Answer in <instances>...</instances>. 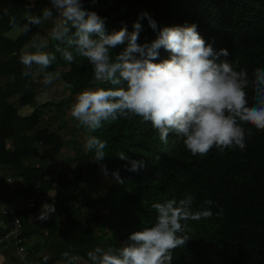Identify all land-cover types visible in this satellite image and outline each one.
<instances>
[{
    "label": "trees",
    "instance_id": "1",
    "mask_svg": "<svg viewBox=\"0 0 264 264\" xmlns=\"http://www.w3.org/2000/svg\"><path fill=\"white\" fill-rule=\"evenodd\" d=\"M28 3L29 0H0V78L14 76L13 82L0 85V121L15 125L19 129L15 131L17 134L32 130L31 135H17V143L23 145L15 148L13 154H18L17 159L39 156V148L33 146L35 143L43 148L44 157L59 153L63 141L57 130L35 129V125L40 121L42 108L49 105L61 108L68 103L67 99L58 103L45 102L31 116L22 118L17 114L15 103L6 102L17 92L22 93L21 103H32L35 98L33 85L28 83L30 76L24 75L19 54L30 44L33 35L39 34L41 25L31 26V32L21 34L15 40L4 36L13 29L11 17L16 18L19 27L26 22L24 15ZM82 3L84 8L105 20L109 33L124 25L131 32L138 15L147 12L158 28L197 25L206 44L217 51L227 49V59L238 62L249 74L257 67L264 68V0H82ZM48 6V0H34L32 14L39 15L40 10ZM5 9L8 15L4 14ZM141 23L143 30L138 43L151 42L157 32L149 27L147 19ZM58 43L49 37L47 52L55 53L57 59L45 71L66 68L63 82L64 85L65 82L73 85L68 88L71 95L93 87V71L87 59L69 48L75 59L72 63L65 61L61 53L55 52ZM125 46L113 49V55ZM168 55L163 48L159 50V60ZM249 99L251 101V92ZM7 113H12V117H7ZM245 128L246 131L251 128L252 134L247 136L244 150L232 147L221 151L213 147L205 156H193L174 134L169 135L167 144L163 143L151 122H144L140 117L107 122L94 133L83 128L86 135H96L107 142L105 159L97 163L92 161V153H85L78 159L71 176L59 170L50 179L45 178L44 167L23 169L27 180L38 186L42 194L54 190L55 200L52 202L56 208L55 214L47 221L36 219L35 207L20 212L24 236L28 238L36 231L35 227L47 228L45 248L51 256L47 261L45 257L41 258V264H64V252L78 255V264H91L88 251L97 246L119 247L117 238L113 237L111 244L106 243L101 235L95 234L94 228L85 225L92 220L96 222L98 215L82 210L81 196L86 190L76 192L75 185L82 181L89 165L94 162L89 169L92 179L102 174L101 163L107 166L109 174L119 169L123 183L112 187L111 198L105 204L110 209L109 222L128 219L123 228L127 235L155 222L153 203L179 200L191 194L195 197L193 211H196L205 200L214 202L211 218L186 222L191 239L173 251L172 264H264V130H256L251 125H245ZM121 152L129 161H143L144 167L136 172L127 171L125 166L131 165L118 158ZM0 156L3 163L5 156L1 144ZM39 198L37 203L41 202ZM221 208L222 214H217ZM103 226H100L101 230ZM6 233L1 232L0 238ZM11 264H19L18 258H12Z\"/></svg>",
    "mask_w": 264,
    "mask_h": 264
},
{
    "label": "clouds",
    "instance_id": "2",
    "mask_svg": "<svg viewBox=\"0 0 264 264\" xmlns=\"http://www.w3.org/2000/svg\"><path fill=\"white\" fill-rule=\"evenodd\" d=\"M48 3L39 15H33L34 0H29L26 22L19 31L28 34L31 26L53 19L55 13L49 33L52 40L59 42L55 52L69 63L75 59L69 48L87 59L94 86L75 95L70 114L89 133L107 122L135 116L151 122L163 143L167 144L169 135L174 134L193 156H205L213 147L221 151L232 147L244 150L246 138L252 134L245 125L264 130V68L257 67L249 74L238 62L227 59V49L217 51L206 44L197 25L158 28L157 22L143 12L133 22L131 32L124 25L109 33L105 20L84 8L82 0ZM4 14H9L7 9ZM144 19L157 36L151 42L138 43ZM10 25L13 29L18 27L14 16ZM121 45L126 46L113 55L112 50ZM46 47L39 34H34L30 44L20 51L19 60L26 69L25 76L32 75L30 70L35 65L44 72L43 84L48 86L60 79V73L45 71L57 59L55 53L40 50ZM161 48L169 54L163 60H159ZM64 86L73 85L65 82ZM106 147L107 142L96 135L84 137V151L93 154L94 162L105 159ZM117 156L130 163V167L125 166L127 171L144 167L143 161H129L124 152ZM101 172L106 178L109 176L102 163ZM110 175L117 183H123L119 169ZM194 199L189 194L179 200L153 203L156 217L151 226L131 233L119 247H95L87 252L88 260L91 264H172L173 251L191 239L186 222L213 216V201L205 200L193 211ZM55 212L53 203H44L36 219L47 221ZM222 212L221 208L217 214ZM62 258L64 264H78L80 260L69 252H64ZM44 259L47 261L48 257ZM0 264H7L3 255Z\"/></svg>",
    "mask_w": 264,
    "mask_h": 264
},
{
    "label": "crops",
    "instance_id": "3",
    "mask_svg": "<svg viewBox=\"0 0 264 264\" xmlns=\"http://www.w3.org/2000/svg\"><path fill=\"white\" fill-rule=\"evenodd\" d=\"M19 26L16 29H12L5 33V37L11 40H15L22 33L19 31ZM40 34L42 33V27L39 30ZM44 35V34H43ZM29 45V44H28ZM26 47V46H25ZM25 47L23 49H25ZM28 50V49H27ZM42 51L48 50V44L46 48L40 49ZM31 51V50H30ZM24 67V71H25ZM63 76L66 68L53 71L59 72L62 71ZM32 75L28 79L29 85H33V90L35 93V98L32 103H21L19 101L20 95L22 93H13L6 100L7 103H15L18 116L25 118L31 116L35 109L45 103V102H54L58 103L63 99H67L68 103L63 107L59 108L55 105H49L45 108H42V115L40 121L35 125V129H50L57 130V134L63 141L62 148L59 153L55 156L44 157L43 148L35 143L33 146L39 148V156H29L27 158H16L18 154H13L15 148L22 147L21 143H17V135L26 134L31 135L32 130L23 131L17 134L16 126L4 124L0 121V140L1 147L3 148L4 153V162H3V171L5 176L13 177L15 181V189L10 190L4 177H0V233L7 231V233L0 238V255H3L7 258V264H11L12 258H18L19 264H24L16 254L15 248L11 244L8 232H9V216L3 213V207L14 201L20 206V212H26L30 207H35V213L38 215L41 209L42 204L44 203H53L51 197L55 196L54 190H49L47 192L48 200H39L41 202L37 203L38 200V186H33L29 180L24 176L22 170L27 168H39L44 167L46 169L45 178L55 177L57 171L63 170L69 176H71V171L75 168L78 159L85 154L84 149L81 151H75L76 146L84 142V137L86 136L85 130L78 124L77 121L73 119L70 114V106L73 103L75 95L70 94V90L64 86L63 77H62V87L65 90L64 95H61L60 89L57 90L54 86L55 81L53 80L52 85L45 86L43 84V75L44 72H41L40 69L33 65L30 70ZM38 76L39 78L33 79V77ZM14 81V76L10 74L8 77L0 78V85L4 83H11ZM37 82V83H36ZM44 87V88H43ZM59 96L61 100H53L52 96ZM7 117L11 118L12 113H7ZM23 126V124H20ZM19 130V129H17ZM52 146V145H51ZM49 146V147H51ZM71 151L70 156H66V151ZM15 156V157H14ZM26 222H30L27 220ZM37 222V221H36ZM35 222V223H36ZM27 224V223H26ZM34 231L28 237V246L34 249L38 253V258L41 261V258L50 257L51 253L45 248V239L47 228H38L35 227ZM1 235V234H0Z\"/></svg>",
    "mask_w": 264,
    "mask_h": 264
},
{
    "label": "rangeland",
    "instance_id": "4",
    "mask_svg": "<svg viewBox=\"0 0 264 264\" xmlns=\"http://www.w3.org/2000/svg\"><path fill=\"white\" fill-rule=\"evenodd\" d=\"M54 18H55V13H54ZM53 19H49L47 21H43L41 24L42 27V33H39L40 39L47 45L48 40H49V33L50 30L53 26ZM19 37V36H18ZM17 37V38H18ZM16 38V39H17ZM29 51L32 49H28ZM63 72L59 71L60 73V79L55 80L54 86L56 87L57 90L60 89L61 95L63 96L65 93V90L62 87V77H63ZM39 78L38 76L33 77V79ZM37 83V82H36ZM44 88V87H43ZM61 98V97H60ZM59 96H52V99L54 100H61ZM63 99V98H62ZM74 119V118H73ZM76 121V120H75ZM79 124V123H78ZM76 146L75 151L77 152L78 150L81 151L83 148V143L80 145H74ZM71 151H66L65 155L70 156ZM94 165V162H92L88 169L86 170V173L84 174V177L82 181L78 182L75 185V191H80L81 189L86 190V194L82 195L81 198H83L82 202V210L84 212H91V214L98 215L97 221H91V222H85L86 226L94 228L95 234L96 235H101L102 239L104 242L111 244L112 243V238L115 237L117 238L118 245L120 246L121 243L126 241L129 237L125 231H123V228L127 225V218L122 219L120 222H109L111 219V215L109 214V207L106 206V201L110 200L111 194L110 190L112 187H114L117 182L111 178V175L106 178L103 174H100L96 179H92V177L89 175V169H91ZM67 174V173H66ZM68 175V174H67ZM202 220V219H201ZM97 222L100 224L98 225ZM103 226V230H101L100 226Z\"/></svg>",
    "mask_w": 264,
    "mask_h": 264
},
{
    "label": "built area",
    "instance_id": "5",
    "mask_svg": "<svg viewBox=\"0 0 264 264\" xmlns=\"http://www.w3.org/2000/svg\"><path fill=\"white\" fill-rule=\"evenodd\" d=\"M0 177H4L10 190L13 191L15 189V181L11 176H5L3 171V163L0 156ZM38 194L40 196V200H48V196L42 194L40 190H38ZM55 200V196L51 197V201ZM3 213L9 216V232L8 237L15 248L16 254L19 259L24 264H41L40 259L38 258V253L28 246V238L24 236V227L23 222L20 218V206L16 204L14 201L6 204L3 207ZM47 233V232H46Z\"/></svg>",
    "mask_w": 264,
    "mask_h": 264
}]
</instances>
